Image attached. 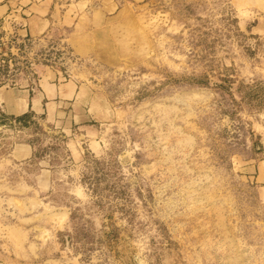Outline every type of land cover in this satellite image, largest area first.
I'll return each mask as SVG.
<instances>
[{
  "label": "rangeland",
  "instance_id": "rangeland-1",
  "mask_svg": "<svg viewBox=\"0 0 264 264\" xmlns=\"http://www.w3.org/2000/svg\"><path fill=\"white\" fill-rule=\"evenodd\" d=\"M118 1L0 20V264H264V0Z\"/></svg>",
  "mask_w": 264,
  "mask_h": 264
},
{
  "label": "crops",
  "instance_id": "crops-1",
  "mask_svg": "<svg viewBox=\"0 0 264 264\" xmlns=\"http://www.w3.org/2000/svg\"><path fill=\"white\" fill-rule=\"evenodd\" d=\"M118 0H0V20L9 21L16 25L20 36L41 37L49 33L53 27H70L73 40L78 35L90 37L105 32L108 22L114 20L109 15L117 7ZM105 28V29H104ZM47 81L48 95L51 98L64 97L59 89L51 84L58 73L49 74ZM64 92V91H63ZM71 98V97H68ZM43 96L36 99L35 106L30 100L28 89L20 100H16L11 107V114L15 117L27 114L30 109L37 112ZM17 160L28 159L32 155L31 147L26 144L17 145L14 150Z\"/></svg>",
  "mask_w": 264,
  "mask_h": 264
},
{
  "label": "trees",
  "instance_id": "trees-1",
  "mask_svg": "<svg viewBox=\"0 0 264 264\" xmlns=\"http://www.w3.org/2000/svg\"><path fill=\"white\" fill-rule=\"evenodd\" d=\"M28 117H29L28 114H24V115H21V116L15 117V119H16L17 121H20L21 123L24 122V123L26 124Z\"/></svg>",
  "mask_w": 264,
  "mask_h": 264
}]
</instances>
